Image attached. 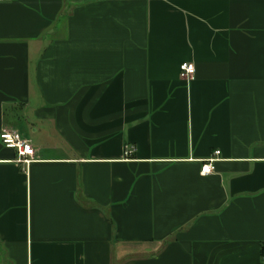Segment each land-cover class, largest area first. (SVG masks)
<instances>
[{"label":"crops","instance_id":"obj_1","mask_svg":"<svg viewBox=\"0 0 264 264\" xmlns=\"http://www.w3.org/2000/svg\"><path fill=\"white\" fill-rule=\"evenodd\" d=\"M3 129L0 264H264V0H0Z\"/></svg>","mask_w":264,"mask_h":264},{"label":"built area","instance_id":"obj_2","mask_svg":"<svg viewBox=\"0 0 264 264\" xmlns=\"http://www.w3.org/2000/svg\"><path fill=\"white\" fill-rule=\"evenodd\" d=\"M179 74L181 77L186 79H191L194 75V65L189 61H182L179 66ZM0 142L3 146L7 148H11L15 151V161L17 163H22L24 165H28L32 161V157L34 154V148L30 141L22 138L16 131L3 129L0 132ZM134 150L133 147L125 146L124 156H129ZM219 154V150H214L211 155L206 157L201 161L200 173L205 175L213 171L214 162L217 160V155ZM262 259L264 260V252L262 253Z\"/></svg>","mask_w":264,"mask_h":264}]
</instances>
